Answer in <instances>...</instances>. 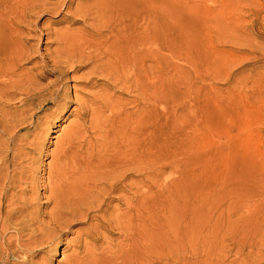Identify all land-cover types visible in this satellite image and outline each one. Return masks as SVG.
Here are the masks:
<instances>
[{
  "label": "bare ground",
  "instance_id": "6f19581e",
  "mask_svg": "<svg viewBox=\"0 0 264 264\" xmlns=\"http://www.w3.org/2000/svg\"><path fill=\"white\" fill-rule=\"evenodd\" d=\"M62 13L68 26L38 57L34 18ZM186 15L168 0H0V264H32L76 224L86 228L67 264H205L172 253L170 236L194 233L201 215L198 191L168 178L181 146L171 103L193 65L186 50L203 43ZM69 75L85 98L45 163L51 123L73 99Z\"/></svg>",
  "mask_w": 264,
  "mask_h": 264
},
{
  "label": "rangeland",
  "instance_id": "374dc122",
  "mask_svg": "<svg viewBox=\"0 0 264 264\" xmlns=\"http://www.w3.org/2000/svg\"><path fill=\"white\" fill-rule=\"evenodd\" d=\"M168 2L185 9L191 24L195 19L203 40L200 52L186 50L193 65L187 66L178 86L181 98L171 103L170 143L181 146L172 152L175 161L168 171L171 184L179 180L177 186L200 194V222L180 242L170 234L172 253H197L205 264H264L256 255L264 257V0ZM63 13L34 18L38 33L32 45L38 57L55 47L49 34L68 26ZM71 76L63 81L75 88L78 100L70 88L73 99L51 123L45 163L77 120L85 98L81 81ZM42 202L37 200L34 208ZM252 208L258 211L256 217L246 216ZM209 210L213 215L208 221ZM83 228L85 224L73 225L57 239L54 250L34 254L32 264H67V257L78 251L76 233Z\"/></svg>",
  "mask_w": 264,
  "mask_h": 264
}]
</instances>
